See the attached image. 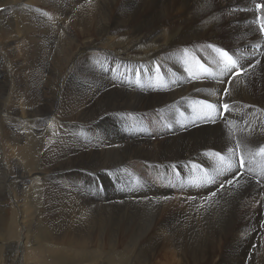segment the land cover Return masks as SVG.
Instances as JSON below:
<instances>
[{"label": "bare ground", "instance_id": "bare-ground-1", "mask_svg": "<svg viewBox=\"0 0 264 264\" xmlns=\"http://www.w3.org/2000/svg\"><path fill=\"white\" fill-rule=\"evenodd\" d=\"M251 1L0 0V8L32 3L25 13L18 11L20 17L5 16L9 8L0 10V111L42 115L31 121L36 125L56 113L75 127L65 129L73 136L70 154H63L58 151L67 138L62 128L49 151L39 146L38 134L23 135V122L0 113V242L8 241L12 216L19 215L16 228L23 241L16 264H39L40 258L60 251L74 259L71 264H101L105 249L117 246L148 253L144 264L160 249L179 264L210 262L217 252L221 257L216 264H264V82L247 87L256 84L257 69L264 72V57L263 64L259 54L240 58L233 48L244 73L231 78L232 70L206 46L226 36L245 54L255 53L250 44L259 37L251 22ZM236 7L248 10L237 12ZM136 37L143 44L161 42L164 48L144 60H125L118 52L78 56L94 46L116 51ZM200 61L213 72L200 74L195 69ZM65 72L68 79L61 87ZM202 99L231 106L221 118L218 109L200 106ZM123 111L142 113L147 124L143 116L134 122ZM116 128L119 136L128 128L129 139H116V148L100 151ZM228 129L235 136L226 137ZM75 138H86L87 145ZM238 154L245 160L242 171ZM209 155L214 160L207 170L201 156ZM135 156L142 163L133 168L130 158ZM136 168L146 170L148 177L143 179ZM90 172L99 183L85 178ZM120 172H132L134 180L132 196L124 191L119 204L112 176L120 179ZM54 173L55 180L46 177ZM37 174L44 175L42 181L29 180ZM236 183L240 193L231 194ZM129 197L134 202L130 206L125 202ZM255 200L257 213L240 221ZM102 203L114 209V216L142 226L147 246L136 243L132 248L122 225L118 230L99 226L97 215L107 210ZM40 229L54 247L38 242ZM120 238L128 248L119 244ZM12 243L4 247L10 249Z\"/></svg>", "mask_w": 264, "mask_h": 264}, {"label": "rangeland", "instance_id": "rangeland-1", "mask_svg": "<svg viewBox=\"0 0 264 264\" xmlns=\"http://www.w3.org/2000/svg\"><path fill=\"white\" fill-rule=\"evenodd\" d=\"M29 4H32V3H24L23 5H21V4H19V5H17V7H15V6H12L11 7V5H3V6H1V7H3V9H8V12L5 14V16H10V17H12V15L13 14H18L19 15V17H20V14L21 13H25V11L26 10H28V6H29ZM26 8V9H25ZM240 9H243V8H240L239 7V10L238 11H240ZM20 10H22V11H20ZM14 11V12H13ZM18 11H20V14H19V12ZM235 11H237L236 9H235ZM237 11V12H238ZM4 16V17H5ZM18 18V17H17ZM228 32V31H227ZM228 33H230V34H233V32L231 31V29L229 30V32ZM225 38H222V39H219L220 41H216V40H218V39H216L215 41H211V42H214V44H207L206 46L207 47H209V48H211V49H213V50H215V46H218V47H227L228 49H230V50H232L233 48H235V49H237L235 46H236V43H231V39L229 38V37H226V36H224ZM23 38H26V36L25 37H23ZM139 39V40H138ZM155 43V44H154ZM148 45V46H147ZM214 45V46H213ZM95 48H93V49H84V51L81 53V54H78V56H80V57H85L86 56V53H101V52H108V53H112V54H114L115 52H118V54L121 56V57H127L128 59H125V60H129V61H131L130 59H134V60H144V59H147L149 56H151L152 54H154L153 52H157V51H159V50H161V49H163L164 47H162V44H161V42H156V41H154L153 43H141V37H136V38H134L133 40H130L122 49H118V50H116V51H110L109 49H107V50H104V49H98L96 46H94ZM140 49H141V51H140ZM153 50V51H152ZM144 53V54H143ZM85 54V55H84ZM132 54V55H131ZM238 54L240 55V57H244L245 56V54L242 52H238ZM116 56V55H115ZM96 56H94L93 58H95ZM247 57H249L248 55H247ZM263 57H264V51H260L259 52V55H258V58L261 60V62H262V64H263ZM120 58V57H119ZM121 59H123V58H121ZM89 60V59H88ZM71 72V71H70ZM66 73H68V72H65L64 74H65V76L63 75V77H62V79H61V82H60V86L61 87H63L64 85H65V82L67 81V79H68V77H66ZM70 74V73H69ZM69 74H68V76H69ZM146 74V73H145ZM255 77H256V80H255V82L254 83H256V84H253V83H251L250 85H248L247 87H249V90H251V85H253V87H256L258 84L257 83H263L264 82V72H262V71H259L258 69L256 70V72H255ZM259 77H261V78H263V81H260V82H257L258 80H259ZM65 79V80H64ZM138 79H139V77H138ZM137 79V80H138ZM9 80H10V77H9ZM13 81H14V77H13V79H12V83H13ZM202 81H203V79H202ZM12 83H11V86H12ZM78 83H79V81H78ZM87 83H89V82H87ZM62 84V85H61ZM9 90H12L11 88L9 89ZM222 91L224 90V87L221 89ZM251 92V91H250ZM245 106H247V105H241L240 107H245ZM123 112H125L124 113V115H126L127 116V118L129 119V116H131V117H133V119H134V122L135 121H140V120H138L137 118H136V116H138V115H141V116H143L142 115V113L141 114H139V113H137V114H130L129 112H126V111H123ZM0 113H2V115L3 116H10V117H12V118H14V119H16L17 118V120H19V121H21V122H23V123H21L20 124V129H24V131H23V135L24 136H26L27 134H29V133H33V134H38V136H37V138H38V142H40V143H38L39 144V146H43L45 149H48L49 148V151H51V147H53V144L55 143V141H56V133H57V130H59V129H61L62 130V135L63 134H65L66 136H67V138H66V140L65 141H60L61 142V144L60 145H58V151H60V153H63V154H66V153H68V154H70V150H71V139H72V136H73V134H71L69 131L67 132V131H65V129H67V130H70V129H73V128H75L73 125H72V121H68V120H64V119H62V117L61 116H59L58 114H56V113H53V114H51V115H48V118L47 119H45L46 121L45 122H43L42 123V125H36L35 123H32L31 121L33 120V119H36V120H41V119H43V117H42V115H36V116H28V117H19L18 115H14V114H8L7 112H5V110L3 109V110H1L0 111ZM4 113V114H3ZM8 114V115H7ZM14 116V117H13ZM54 116V117H53ZM16 117V118H15ZM144 118H145V116H143ZM25 118V119H24ZM54 118V119H53ZM53 121V122H52ZM144 121H145V125L147 124V119L145 118L144 119ZM47 122H48V124H47ZM52 122V123H51ZM134 122H133V126H134ZM58 123H60V124H58ZM119 123H120V121H119ZM64 125V126H63ZM67 125V126H66ZM70 125V126H69ZM50 126V127H49ZM39 127V128H38ZM42 127H44V128H42ZM66 127V128H65ZM147 127H148V125H147ZM58 128V129H57ZM168 128V127H167ZM119 128H116L115 129V132H114V134L113 133H111V138L104 144V146L101 148V150L100 151H103V150H110V149H113V148H116L117 146H116V144H118L117 143V140L120 142V141H123V140H125V139H129V135L128 134H126L127 133V130H129L128 128H127V130H126V132L124 133H122L120 136H119V131H120V129L118 130ZM56 130V131H55ZM64 130V131H63ZM136 131H137V133L139 132V129L138 128H136ZM41 132V133H40ZM52 132V133H51ZM232 132V133H231ZM32 134V135H33ZM235 133L232 131V129L231 130H229L228 129V132L226 133V137H231V136H235L234 135ZM70 136V137H69ZM237 136V135H236ZM124 137H126V138H124ZM86 139V138H85ZM80 140L79 138H75V142L76 143H78V144H81L82 143V141H84V143H83V145H87V141L86 140ZM117 139V140H116ZM120 139V140H119ZM53 140V141H52ZM67 141V142H66ZM66 142V143H65ZM226 144H227V141H226ZM37 145V144H36ZM82 145V146H83ZM64 146V147H63ZM115 146V147H114ZM228 146V145H227ZM43 147H41V149H42V152H43ZM63 147V148H62ZM62 148V149H61ZM41 152V153H42ZM65 152V153H64ZM202 158H201V160H202V165L205 167V168H207V170H208V166H209V164L214 160V156H206V157H204V156H201ZM92 158L93 157H89L88 158V161L90 162V163H92ZM131 159V161L132 162H134L133 163V165H132V167L134 168V167H136L137 165H140L141 163H142V161L137 157V156H135V157H132V158H130ZM207 159V160H206ZM208 160H210V161H208ZM244 160V159H243ZM94 161L95 162H97V163H99V164H101V163H103L104 161L103 160H100V159H98V158H95L94 157ZM198 161V160H197ZM197 161L195 162L196 163V167H198V164H197ZM140 163V164H139ZM244 163H245V160H244ZM238 166V165H237ZM135 171H138V173L143 177V179H144V177H148L147 176V171L145 170H142V169H135ZM91 173H95V172H90L88 175L89 176H85V178H92L93 177V179L97 182V183H99L100 182V178H96V174L95 175H93V174H91ZM85 174V173H84ZM120 179H118V177L116 176V175H113L112 176V178H114V182L112 183L113 184V188H112V191H118V192H120V198H119V200H115V202H118L119 204L120 203H123L124 201H123V196H124V191H129V193L131 194V196H132V193H133V189L131 188V182L134 180V175H133V173L132 172H120ZM146 175V176H145ZM40 176V177H39ZM52 177L54 180H55V173L54 174H50V175H46V177ZM43 177H44V175H32L31 176V178L29 179L30 181H37V180H40V181H42L43 180ZM10 180H12V179H10ZM13 180H15V179H13ZM125 181V182H124ZM120 183V184H119ZM129 183V184H128ZM91 184H93V183H91ZM94 188H95V190H96V193H97V188L94 186V185H92ZM128 186V187H127ZM218 187H219V185H218ZM239 184H233V186H232V188H231V194H232V192H239L240 193V190H239ZM261 188V187H260ZM129 189V190H128ZM237 189V190H236ZM32 190H37L38 191V193H36V194H42V191L41 190H38L37 189V187H35V186H33V188H32ZM236 190V191H235ZM122 193V194H121ZM229 193V194H230ZM12 196V195H11ZM229 196V195H228ZM173 197H174V194L172 195V199H173ZM227 197V196H226ZM239 198H241V201H247V198H246V200H245V197L243 198V197H238V199ZM129 199V200H128ZM127 199V201H125L126 203H129V206L132 204V203H134L133 202V198L131 197H129ZM243 199V200H242ZM131 202V203H130ZM259 202H260V200H259ZM117 203V204H118ZM261 203V202H260ZM43 204V203H42ZM107 204V203H106ZM106 204H104V203H102V204H100V205H103V206H107ZM255 204L257 205V207L259 206V204H258V201H254V203H253V205L251 206V207H249L248 209H247V211H245V212H243V213H241V216H240V221H242V220H244L245 218H246V216L249 218L250 217V215H251V213H257V210L255 209ZM239 206H240V204H239ZM264 205H262V209L264 208L263 207ZM261 209V210H262ZM256 210V211H255ZM16 211H17V209L15 208V213H16ZM113 211H114V209H112V208H110L109 206H107V210L105 211V209H102V212L101 213H99L98 215H97V222H98V224H99V226H105L106 228H113V229H116V230H118V226H120V225H122L121 226V229L122 228H124L122 231L124 232V233H126V235H128V238L130 239V242H129V244L132 246V248H133V246L136 244V243H138V244H140V246H142V248L144 247H146L147 246V244H145V243H143L142 241H144V238L143 237H141V236H143V232L144 231H141V229H144L142 226H140V227H138V226H134V223L133 222H130V221H128V220H125V219H120L117 215H115L114 216V213H113ZM247 212V213H246ZM11 217V212L10 211H8L7 213H6V218H10ZM18 218V219H17ZM12 220L13 221H10V233L11 234H9V236H7V238H8V241H7V239H4V240H1V242H0V245H3V247H2V254H0V264H16L17 262H18V260H19V254H20V248H22V246H21V244H19V243H22V241H23V238L21 237V235H19L20 233H19V231H17V224H19V221H20V216L18 215H14L13 214V216H12ZM17 220H18V222H17ZM110 221V222H109ZM115 221H117V222H115ZM125 221V222H124ZM117 223V224H116ZM119 223V224H118ZM115 225V226H114ZM117 227V228H116ZM14 229V230H13ZM111 230V229H110ZM43 230L42 229H40V232H39V236H38V242L40 243V244H47V245H49V246H53L54 247V245L53 244H51V243H46L45 241H44V239H43V236H41V232H42ZM126 231V232H125ZM133 231V232H132ZM117 234H115V236H116ZM136 235H138V237H140V238H137L136 237ZM136 237V238H135ZM9 238H11L10 240H9ZM13 241V243H12V245H10L9 246V248L10 249H7L6 247H4V246H6L7 244H9V242H12ZM19 241V242H18ZM32 240H30V244L31 243H33V241L31 242ZM134 241V242H133ZM16 242H17V244H16ZM126 241H125V239H121L120 238V241H119V244L121 243H123V244H125V249H126V247L128 248V246H127V243H125ZM2 243V244H1ZM4 243V244H3ZM35 243V242H34ZM16 244V245H15ZM120 244V245H121ZM18 246V248H15V247H17ZM6 248V249H5ZM125 251H127V252H125ZM105 252L106 253H108V254H105V256H106V258L104 259V258H99L98 259V262H102V261H104V262H102L103 264H128V263H130V264H144V262H146L147 261V254L148 253H144L143 252V250H142V252H138V251H136V250H122L121 249V246H117V249L115 250V251H111V250H109V249H105ZM122 254V255H121ZM124 254V255H123ZM158 254V255H157ZM62 255V256H61ZM64 255V256H63ZM117 255V256H116ZM119 255V256H118ZM131 255V256H130ZM68 257V259H67V257ZM122 256H125V257H123V258H125V259H123L122 258ZM49 258H47V259H43V258H40L39 259V264H49V263H52V264H55L57 261H60V260H65V262H67L68 264H71L70 262H73L74 261V259L72 260L71 259V256L70 255H68V254H65L64 252H62V251H60L59 253L57 252L56 253V255L55 256H48ZM60 257V258H59ZM113 257V258H112ZM119 257H121L122 258V260H121V258H119ZM218 257V258H217ZM221 257V255H220V252L218 253H216V254H214V255H212V257H211V261L209 262V260H208V262H204V263H200V264H216V262L218 261V259ZM70 258V259H69ZM95 257L94 256H90V259H94ZM139 260V261H136V260ZM99 260H101V261H99ZM106 260V261H105ZM134 260V261H133ZM123 261V262H122ZM126 263H125V262ZM215 261V262H214ZM119 262V263H118ZM143 262V263H142ZM101 263V264H102ZM150 264H179V260H177V262H176V258H174L170 253H168V252H165L163 249H160V251H156L155 252V254L151 257V259H150Z\"/></svg>", "mask_w": 264, "mask_h": 264}, {"label": "snow or ice", "instance_id": "snow-or-ice-1", "mask_svg": "<svg viewBox=\"0 0 264 264\" xmlns=\"http://www.w3.org/2000/svg\"><path fill=\"white\" fill-rule=\"evenodd\" d=\"M261 27H262V30H264V25H262ZM218 51H219V50H218ZM223 55L227 57V56H228V53H227V52H224ZM230 59H231V58L229 57V60H230ZM233 66H234V63H233ZM241 68H243V66H241ZM224 91H225V93H227V92H228V89L225 88ZM223 107H224V109L227 111L229 106H228V104H224ZM262 151H264V149H262ZM227 183H228V184H232V180H228ZM221 187H223V185H221ZM215 194H216V193H212V195H215Z\"/></svg>", "mask_w": 264, "mask_h": 264}]
</instances>
